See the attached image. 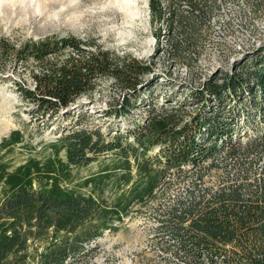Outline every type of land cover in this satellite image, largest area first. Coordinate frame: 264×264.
<instances>
[{
    "label": "trees",
    "instance_id": "trees-1",
    "mask_svg": "<svg viewBox=\"0 0 264 264\" xmlns=\"http://www.w3.org/2000/svg\"><path fill=\"white\" fill-rule=\"evenodd\" d=\"M214 2L149 0L151 20L158 23L157 47L164 34L171 54L192 52L195 58ZM0 46L15 60L35 61L33 87L14 81L23 99L34 104L32 119L46 126L80 95L92 93L103 77L123 91L113 113L129 114L144 91L150 97L144 101L151 100L143 121L127 133L108 138L99 127L71 125L51 142V152L17 164L7 154L17 143L29 144L25 133L14 128L2 137L0 264H70L87 242L106 229H118L130 205L152 195L168 172L181 174L209 157L193 183L168 205L160 228L185 251L189 264H264V50L222 80L210 79L206 87L192 90L187 100H201L203 89L200 96L207 100L194 113L185 99L152 101L156 75L145 83L152 62L103 47L93 37L52 33L20 44L0 40ZM232 94L238 98L234 103ZM250 127L261 137L245 144L240 135ZM101 155L113 157L75 181L74 168ZM212 170L217 179L208 184L205 177ZM107 188L115 193L111 201L104 196ZM159 264L176 262L168 256Z\"/></svg>",
    "mask_w": 264,
    "mask_h": 264
},
{
    "label": "rangeland",
    "instance_id": "rangeland-1",
    "mask_svg": "<svg viewBox=\"0 0 264 264\" xmlns=\"http://www.w3.org/2000/svg\"><path fill=\"white\" fill-rule=\"evenodd\" d=\"M0 1L3 2L0 4V40L20 44L24 40L37 39L52 33H74L82 37H93L103 47L114 48L120 52L128 51L138 58L152 62L153 71L145 76L146 84L153 74L158 79L153 86L152 101L156 104L164 101L175 103L185 99L186 109L194 113L207 100L203 102L204 95L200 96L204 89L198 95L201 100H187L192 90L206 87L204 82L210 79L222 80L226 72H233L241 68V65L252 62L254 55L264 50V0H216L211 4L208 7L211 10L207 25L202 29L196 47L198 51L193 52L195 58L189 56L192 52L179 57L171 54L168 36L162 37L157 47L154 31L158 23L151 20L149 0H81L80 10L85 14L82 16L83 25L80 28L66 23L64 19L52 21L49 16L52 11H48V8L44 9H47L44 12L46 17L41 14L42 17L36 6L38 0ZM185 4L188 6V3ZM34 8L39 10H36L39 13L36 12V17L32 16ZM3 48L0 46V140L12 129L21 128L26 136L25 142H29L26 146H23L24 142L17 143L7 154L13 164L30 156H43L51 152V142L61 133L68 132L71 125L99 127L106 131L108 138H112L116 133H127L128 127L134 128L135 123L143 121L148 114L146 103L151 100L144 101L145 98H150L147 97L148 90L141 94L138 104L133 106L129 114L113 113L112 106L123 99V91L113 85L111 77H103L92 93L80 95L69 107L62 109L56 123H51L50 126L43 122L38 123L37 118L32 119L30 112L34 104L23 99L14 81L33 87L32 70L36 66L35 61L15 60L6 55ZM208 103L211 104V101ZM262 122L264 123L263 116L260 123ZM256 131L257 129L251 130V127L243 130L240 135L243 143L259 138L257 136L261 132ZM61 153L64 155L65 151L62 150ZM112 157L101 155L87 166L75 167V181L97 172ZM210 160L211 157L203 160L198 167H186L181 174L176 170L168 172L164 183L152 195L147 196L144 201L134 203L128 217L117 221L114 249L87 257L92 249L86 246L85 251L71 259L70 264H101L103 257L107 263L116 257L121 264H159L160 261L165 263L168 256L176 264H189L185 251L177 249L179 245L176 241L160 227L162 219L167 216L168 205L193 183L196 178L195 171ZM205 179L208 184H213L217 179L216 171H210ZM83 189L88 191L89 186H84ZM114 194L107 188L104 196L111 201ZM90 242L86 245H90Z\"/></svg>",
    "mask_w": 264,
    "mask_h": 264
},
{
    "label": "bare ground",
    "instance_id": "bare-ground-1",
    "mask_svg": "<svg viewBox=\"0 0 264 264\" xmlns=\"http://www.w3.org/2000/svg\"><path fill=\"white\" fill-rule=\"evenodd\" d=\"M2 1H0L1 4ZM81 2V0H38L36 3V6L38 9H33L34 14H32V16L36 17L38 16V12L36 10H38L40 12L39 15L44 14L45 8H48V11H52V15L50 14V18L52 21H56V20H61L64 19V21L66 23H69L70 25L76 27V28H80L83 25V18L82 16H84V11L80 10L81 5L79 4ZM3 3V2H2ZM58 8V9H57ZM57 9V10H56ZM35 10V11H34ZM8 12V11H7ZM38 14H37V13ZM49 12V13H50ZM80 12V13H79ZM47 13V12H46ZM31 15V14H30ZM47 15V14H46ZM42 16V15H41ZM43 17V16H42ZM44 17L45 14H44ZM48 18V17H47ZM46 18V19H47ZM48 21V19H47ZM50 21V20H49ZM48 21V22H49ZM51 21V22H52ZM54 24V23H53ZM45 25V24H44ZM48 25V24H47ZM51 27H54V25L52 26V24H50ZM43 27V26H42ZM41 27V28H42ZM39 29V28H38ZM46 29V28H45ZM40 30V29H39ZM43 31V30H42ZM40 32V31H39ZM232 103L236 102L238 100V98L236 97V95L232 94Z\"/></svg>",
    "mask_w": 264,
    "mask_h": 264
},
{
    "label": "built area",
    "instance_id": "built-area-1",
    "mask_svg": "<svg viewBox=\"0 0 264 264\" xmlns=\"http://www.w3.org/2000/svg\"><path fill=\"white\" fill-rule=\"evenodd\" d=\"M166 30V29H165ZM162 37H165L164 34L162 35ZM162 37H161V41H162ZM230 104H228L229 106ZM254 130V129H253ZM189 166V165H188ZM161 186V184L159 185V187ZM157 187V189L159 188ZM156 189V190H157ZM136 203V202H135ZM134 204V203H133ZM132 204V205H133ZM132 205H130L128 211L126 213H124L122 215V220L123 219H126L130 213V208L132 207ZM115 231H112L111 229H106V232L104 235H100L99 237L93 239L91 242H90V245L88 246L89 248L92 249V252L87 256V257H91V256H95V253L99 252L98 254L103 253V252H106V250H112L114 249V246L116 245V239H115ZM167 249V247H166ZM104 250V251H102ZM162 254H164V252H161ZM99 260L101 258H98ZM104 261H102L101 264H111L112 262L114 264H121L119 261H117L118 259L115 257L113 259L110 260L109 263H107L105 261V258L103 257ZM123 264V263H122ZM136 264V263H135Z\"/></svg>",
    "mask_w": 264,
    "mask_h": 264
}]
</instances>
